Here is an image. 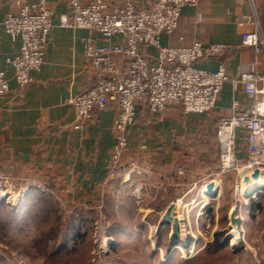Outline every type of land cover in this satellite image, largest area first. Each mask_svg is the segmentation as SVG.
Listing matches in <instances>:
<instances>
[{
  "label": "crops",
  "instance_id": "0c3cea01",
  "mask_svg": "<svg viewBox=\"0 0 264 264\" xmlns=\"http://www.w3.org/2000/svg\"><path fill=\"white\" fill-rule=\"evenodd\" d=\"M8 1L0 0V24ZM131 1L138 7L144 5V0ZM49 4L58 14L67 9V0H49ZM253 11L254 25L258 23L264 37V0H205L196 7L184 8L175 32L161 34L159 44L161 47H188L196 42L224 44L228 49L222 57L201 60L195 67L213 71L222 64L230 80L241 73H264V53L255 54L251 49L239 47L240 34L252 31L253 25L234 26L239 16H251ZM85 36L83 29L54 27L48 37L43 65L38 72H30L32 83L19 89L10 66L18 46L0 27V72L7 78L9 90L0 97V173L19 188L16 201L26 194L30 199L38 192L41 199L54 196L73 209L91 207L104 213V203L110 204L105 214L112 220L111 234L117 239L113 242L114 250L120 247L156 256L153 251L160 252L163 244H176L170 243V227L158 229L170 205H175L177 217L185 220L182 227L188 231V212L192 218L191 211L198 206L195 216L201 217L207 201L237 186L234 174L230 173L233 185L226 182L229 174H216L219 151L215 133L219 119L232 113L233 102L246 109L249 100L241 84L227 81L215 106L206 113L183 114L178 108L168 107L158 115L137 103L133 122L126 129L122 167L115 171L126 172L131 164L137 168L129 170L124 178L110 181L108 160L116 108L95 110L80 131L59 127L72 120L68 101L91 83L80 43ZM119 43L120 36L99 41V45ZM149 52L155 54L154 49ZM235 135L237 157L244 160L242 138L246 133L237 129ZM178 166L184 168L182 176L176 174ZM211 178L216 188L213 199L204 189ZM151 233L162 236L160 244L157 240L148 241ZM192 241L190 237L185 239L186 246L182 247L188 248Z\"/></svg>",
  "mask_w": 264,
  "mask_h": 264
},
{
  "label": "built area",
  "instance_id": "2783aa9c",
  "mask_svg": "<svg viewBox=\"0 0 264 264\" xmlns=\"http://www.w3.org/2000/svg\"><path fill=\"white\" fill-rule=\"evenodd\" d=\"M203 1L144 0V5L138 7L131 0L121 3L116 0H67L65 13L58 14L49 0H37L33 4L9 0L0 27L18 46L10 61L12 78L19 89L32 83L29 74L38 72L43 65L48 37L54 27L86 31L80 43L91 83L68 101L72 120L59 127L80 131L95 110L116 108L108 160L110 181L124 178L129 170L137 168L131 164L126 172L115 171L122 167L126 129L133 122L137 103L158 115L168 107L178 108L183 114H201L213 109L225 82L241 84L249 105L240 109L238 103L233 102L232 113L217 122L219 160L216 174H234L236 185L243 183L244 177L250 180L255 170L260 178L264 175V73H241L237 79L230 80L222 64L213 71L195 67L194 64L201 60L222 57L228 49L224 44L196 42L188 47H161L159 44L161 34L175 32L184 8L196 7ZM255 16L254 11L251 16H239L234 26L253 25L252 31L240 34L239 47L260 54L264 53V37L258 23L254 25ZM113 36H120L121 43L99 45L100 40L106 41ZM149 49H154L155 54ZM8 92V80L0 72V97ZM237 129L246 133L242 138L244 160L237 157ZM176 174L182 176L184 168L178 166ZM209 182H213L212 178ZM0 188L14 194V186L1 173ZM182 226L180 237L186 238L187 231Z\"/></svg>",
  "mask_w": 264,
  "mask_h": 264
},
{
  "label": "rangeland",
  "instance_id": "374dc122",
  "mask_svg": "<svg viewBox=\"0 0 264 264\" xmlns=\"http://www.w3.org/2000/svg\"><path fill=\"white\" fill-rule=\"evenodd\" d=\"M229 175L226 182L233 185ZM14 188L15 197L19 188ZM0 192L4 194L1 188ZM41 195L35 192L18 203L16 196L11 204H1L0 264H264V187L254 191L241 184L233 186L207 201L204 215L198 218V206L194 207L192 218L188 212L190 228L186 230L192 244L184 248L165 243L160 252L153 251L156 256L120 247L114 250L117 239L105 214L110 204L104 203V213L99 212L101 208L97 213L91 207L73 209L54 196L41 199ZM233 208L243 234L235 246L232 238L226 239L232 236L227 216ZM148 238L160 244L162 236L151 233Z\"/></svg>",
  "mask_w": 264,
  "mask_h": 264
},
{
  "label": "water",
  "instance_id": "95a60500",
  "mask_svg": "<svg viewBox=\"0 0 264 264\" xmlns=\"http://www.w3.org/2000/svg\"><path fill=\"white\" fill-rule=\"evenodd\" d=\"M53 128V127H51ZM49 128V129H51ZM259 179L258 176V171L255 170L251 177L250 180L256 182ZM247 177H244L242 182L244 185L248 184L250 181ZM205 193L207 195H209L210 199L215 198V192H216V188L214 185V182H209L206 186H205ZM27 195V194H26ZM26 195L20 196L18 198V200L16 201L17 203L22 199V197L26 198ZM1 204H3L2 201H0V206ZM228 224L229 227L232 229L235 228V230L240 233V235L242 234L241 232V220L237 215V211L236 208H233L232 210L229 211L228 216ZM185 224V220L184 219H180L177 217L174 205H170L167 210L165 211V213L163 214L162 218L160 219L159 223H158V229L168 226L170 227L171 230V236H170V243H180L181 237H180V226ZM188 236L185 238L186 240H188ZM232 238L231 235L227 236V240H230ZM185 241V240H184Z\"/></svg>",
  "mask_w": 264,
  "mask_h": 264
},
{
  "label": "bare ground",
  "instance_id": "6f19581e",
  "mask_svg": "<svg viewBox=\"0 0 264 264\" xmlns=\"http://www.w3.org/2000/svg\"><path fill=\"white\" fill-rule=\"evenodd\" d=\"M264 187V177L259 178L256 182L251 181L248 184L245 185V189L246 190H254L257 191V189H260ZM1 193V192H0ZM15 199V197L12 195V192L10 190H7L4 192V194H0V201H2L3 203L5 202V204H11L13 202V200ZM16 201V200H15ZM232 241H231V245L235 246L236 244H238L240 238H241V234L238 233L235 229H232ZM107 238H104L102 240L103 246H105V242H106ZM180 246H186L185 241H182L179 243ZM175 249H181L180 247H176Z\"/></svg>",
  "mask_w": 264,
  "mask_h": 264
}]
</instances>
